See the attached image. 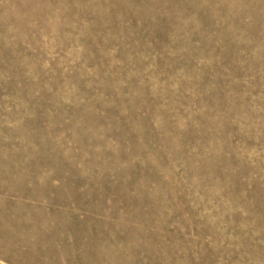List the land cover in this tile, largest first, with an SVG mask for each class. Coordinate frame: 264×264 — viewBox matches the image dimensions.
Here are the masks:
<instances>
[{
  "label": "rangeland",
  "instance_id": "1",
  "mask_svg": "<svg viewBox=\"0 0 264 264\" xmlns=\"http://www.w3.org/2000/svg\"><path fill=\"white\" fill-rule=\"evenodd\" d=\"M0 264H264V0H0Z\"/></svg>",
  "mask_w": 264,
  "mask_h": 264
}]
</instances>
